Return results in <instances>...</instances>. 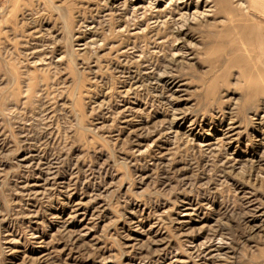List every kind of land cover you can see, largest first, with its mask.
<instances>
[{"label": "rangeland", "instance_id": "374dc122", "mask_svg": "<svg viewBox=\"0 0 264 264\" xmlns=\"http://www.w3.org/2000/svg\"><path fill=\"white\" fill-rule=\"evenodd\" d=\"M227 1L0 0V264H264V0Z\"/></svg>", "mask_w": 264, "mask_h": 264}, {"label": "bare ground", "instance_id": "6f19581e", "mask_svg": "<svg viewBox=\"0 0 264 264\" xmlns=\"http://www.w3.org/2000/svg\"><path fill=\"white\" fill-rule=\"evenodd\" d=\"M219 1H221V4L222 5H227L228 4V1L227 0H219ZM203 15V14H202ZM250 58V57H249Z\"/></svg>", "mask_w": 264, "mask_h": 264}]
</instances>
